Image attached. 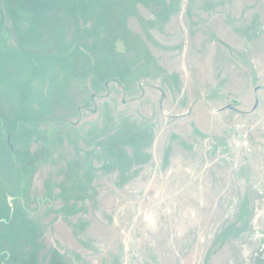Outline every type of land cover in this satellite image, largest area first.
<instances>
[{"label": "rangeland", "instance_id": "obj_1", "mask_svg": "<svg viewBox=\"0 0 264 264\" xmlns=\"http://www.w3.org/2000/svg\"><path fill=\"white\" fill-rule=\"evenodd\" d=\"M0 12V264H264V0Z\"/></svg>", "mask_w": 264, "mask_h": 264}, {"label": "water", "instance_id": "obj_2", "mask_svg": "<svg viewBox=\"0 0 264 264\" xmlns=\"http://www.w3.org/2000/svg\"><path fill=\"white\" fill-rule=\"evenodd\" d=\"M255 105H256V102H255V104H254L253 108L255 107Z\"/></svg>", "mask_w": 264, "mask_h": 264}, {"label": "flooded vegetation", "instance_id": "obj_3", "mask_svg": "<svg viewBox=\"0 0 264 264\" xmlns=\"http://www.w3.org/2000/svg\"><path fill=\"white\" fill-rule=\"evenodd\" d=\"M0 15H1V12H0Z\"/></svg>", "mask_w": 264, "mask_h": 264}]
</instances>
